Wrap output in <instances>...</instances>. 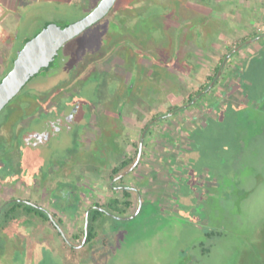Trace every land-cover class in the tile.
<instances>
[{
  "label": "rangeland",
  "instance_id": "374dc122",
  "mask_svg": "<svg viewBox=\"0 0 264 264\" xmlns=\"http://www.w3.org/2000/svg\"><path fill=\"white\" fill-rule=\"evenodd\" d=\"M85 1L88 4L81 8ZM95 2L0 0V30L9 38L0 43V68L11 67L6 52L13 45L23 47L47 21L69 24L86 15ZM139 2L130 11L129 2L119 0L110 21L98 20L67 40L54 72L64 74L79 51L98 58L102 50L110 53L119 48L133 70L146 57L145 62H153L158 72L157 79L149 82L159 83L156 97L162 112L182 105L189 93L195 94L211 80L220 57L227 56L237 36L246 31L239 23L241 12L250 13V21L242 19L247 20L243 25L249 27L251 38L264 31V0ZM11 14L13 20L8 19ZM106 25L115 32L104 33L110 45L100 50L99 31ZM120 36L121 41L113 43ZM261 45L264 38L232 54L227 63L232 58L231 64H240V77L225 74V68L213 95H202L206 112L214 111L202 116L204 126L186 130L184 140L165 132L159 136L172 139L179 149L185 144L180 166L179 150L161 148L158 181L164 195L145 204L137 216L118 221L117 230H113L116 221H109L101 237L86 247L95 248L93 259H70L69 251L56 254V249L38 242L32 245L27 263L37 264L43 256L49 264H264V46L248 55ZM143 50L151 55L144 56ZM174 53L176 60L171 62ZM112 87L108 82V90ZM194 122L189 120L190 125ZM11 262L7 250L0 248V264Z\"/></svg>",
  "mask_w": 264,
  "mask_h": 264
},
{
  "label": "flooded vegetation",
  "instance_id": "af4514ba",
  "mask_svg": "<svg viewBox=\"0 0 264 264\" xmlns=\"http://www.w3.org/2000/svg\"><path fill=\"white\" fill-rule=\"evenodd\" d=\"M118 2L98 20L110 21ZM50 22L23 47L13 45L6 52L11 67L0 68V81L14 68L24 46ZM106 31L115 32L107 25L99 31L100 50L110 45ZM2 35L0 43L8 41ZM246 38L239 44L250 42L242 48L263 39L264 31ZM62 46L48 65L30 75L0 107V248L13 259L9 264H28L32 245L38 242L56 249V254L69 251L70 259H93L95 248L86 247L101 237L109 221H116L113 230H117L118 221L137 216L145 204L164 195L158 181L161 148L179 150L180 166L185 144L179 149L172 139L159 136L165 132L184 140L186 130L204 126L202 116L214 111L207 113L200 99L205 93L213 95L223 79L224 71L211 87L215 77L195 94L189 93L182 105L159 112V83L149 82L157 79L158 72L153 62L146 63V57L133 70L121 59L119 48L110 53L102 50L98 58L79 51L70 68L58 75L53 69ZM231 60L224 67L225 74L235 73L239 78L240 64L233 65ZM39 79L44 83L38 84ZM108 82L113 83L109 90ZM182 111L180 121L176 120ZM189 120L195 122L190 125ZM37 264L49 263L42 256Z\"/></svg>",
  "mask_w": 264,
  "mask_h": 264
},
{
  "label": "water",
  "instance_id": "95a60500",
  "mask_svg": "<svg viewBox=\"0 0 264 264\" xmlns=\"http://www.w3.org/2000/svg\"><path fill=\"white\" fill-rule=\"evenodd\" d=\"M115 1L101 0L87 16L69 24L58 25L50 22L42 32L33 37L21 50L14 68L0 81V107L30 75L52 61L65 41L105 15L112 8ZM248 42L250 40L237 45L227 54L210 87L219 79L230 56Z\"/></svg>",
  "mask_w": 264,
  "mask_h": 264
},
{
  "label": "trees",
  "instance_id": "16d2710c",
  "mask_svg": "<svg viewBox=\"0 0 264 264\" xmlns=\"http://www.w3.org/2000/svg\"><path fill=\"white\" fill-rule=\"evenodd\" d=\"M124 2L126 1V2H129V5L127 4L126 5V7L128 8V9H130V11L132 10V9H137V7H138V5H139V0L137 1V0H123ZM147 2H148V0H146ZM134 3L136 4L135 6H134ZM121 17H122V15H121ZM252 34H248L247 36H244V37H241V38H239L238 40H237V42H236V45H238L240 42H242V41H244L245 39H247L246 37H250ZM255 35H256V33H255ZM201 40V39H200ZM176 47V46H175ZM234 47V46H233ZM175 49V48H174ZM143 54H144V56L145 55H151V52H150V50H147V51H145V50H143ZM153 54V53H152ZM127 55H130V56H128V58H130L131 57V55H133V54H131V53H129V54H127ZM175 53H174V57H173V60H176V58H175ZM225 56H226V54L225 55H223V56H221L220 57V62L216 65V67H215V74H214V76H209V78H214L215 77V75H216V73H217V71L219 70V68H220V66H221V63H222V61H223V59L225 58ZM135 57H136V55H135ZM122 60H123V57L121 58ZM121 59H119L118 58V62H123ZM188 61H190V60H188ZM164 62V61H163Z\"/></svg>",
  "mask_w": 264,
  "mask_h": 264
},
{
  "label": "crops",
  "instance_id": "0c3cea01",
  "mask_svg": "<svg viewBox=\"0 0 264 264\" xmlns=\"http://www.w3.org/2000/svg\"><path fill=\"white\" fill-rule=\"evenodd\" d=\"M10 1H17V0H8V2L10 3ZM3 3H4V1H3ZM13 5V4H12ZM6 7H9V5H7ZM241 14H242V18H244V19H247V20H249L248 19V17L250 16V13H248V12H246V9H245V11L244 12H241ZM16 15V14H15ZM19 15V14H18ZM8 19H12L13 20V18L15 17L14 16V14H11V15H8ZM4 18H7V16H4ZM239 19V23H240V25H242V27H244L245 28V30L246 31H244L243 33H242V35H240L239 34V36H237V39L238 38H241V37H244L245 36V34H250L249 33V27H246V25H243V23H246L247 22V20H243V19ZM250 21V20H249ZM241 29H243V28H241ZM248 29V30H247ZM257 33H260V32H262V31H260V32H258V31H256ZM4 33V29L2 28L1 30H0V34H3ZM257 42H260V40L259 41H257Z\"/></svg>",
  "mask_w": 264,
  "mask_h": 264
}]
</instances>
